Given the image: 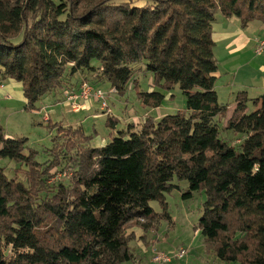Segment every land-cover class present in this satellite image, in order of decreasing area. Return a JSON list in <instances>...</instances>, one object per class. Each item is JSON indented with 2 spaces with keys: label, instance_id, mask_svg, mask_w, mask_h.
<instances>
[{
  "label": "trees",
  "instance_id": "trees-1",
  "mask_svg": "<svg viewBox=\"0 0 264 264\" xmlns=\"http://www.w3.org/2000/svg\"><path fill=\"white\" fill-rule=\"evenodd\" d=\"M216 13L264 22V0H0V84L20 83L26 110L46 94L62 104L83 81L133 88L146 109L175 86L185 99L184 110L147 113L117 132L104 110L103 145L48 118L55 134L42 162L0 124V159L16 164L0 165V264H128L134 230L146 239L157 222L150 201L165 213L175 178L188 183L184 199L204 192L196 229L221 264H264V94L236 92L216 122L229 105L215 89ZM138 75L151 78L149 90L139 91ZM54 171L66 182L49 181Z\"/></svg>",
  "mask_w": 264,
  "mask_h": 264
},
{
  "label": "rangeland",
  "instance_id": "rangeland-1",
  "mask_svg": "<svg viewBox=\"0 0 264 264\" xmlns=\"http://www.w3.org/2000/svg\"><path fill=\"white\" fill-rule=\"evenodd\" d=\"M124 1L138 5L145 0ZM215 16L216 21L221 18L226 19L220 13H216ZM233 19L237 20L238 18L234 16ZM138 79L139 91L150 89V77L138 75ZM3 84H8V81H3ZM217 85L216 88L219 89L220 81H217ZM100 87L107 94L106 100L110 108V115L119 119L114 128L115 132L126 128L127 122L133 121L134 124H137L139 119L147 113L158 119L157 115L163 116L185 109V99L178 86L171 90H162L161 92L165 97L161 105L158 108L148 109L141 106L137 92L133 88L126 90L124 94H118L115 92L110 93L108 82ZM18 90L20 89H13L11 96L19 97ZM20 94L23 96L22 91ZM54 96V94L44 95L37 104V107L40 108L31 111L24 108L22 98L17 99V102H14L13 105L6 106L4 99L0 96V124L5 133L10 137H26L28 145L38 151L36 160L41 162L48 158L49 149L52 147V138L55 134V129L49 127L48 122L43 119L45 113H48L51 123L59 122L60 124L80 126L85 134L92 136L91 142L94 145L100 138L107 140L111 129L106 126L107 114L99 108L98 104L94 105L91 110L74 112L65 104H55ZM218 100L225 105L229 104L231 106L233 104V98L228 100V95H220ZM254 108L255 106L249 102L247 111L251 112ZM231 111L232 108L228 109L225 116L215 118L220 127L225 124ZM221 136L232 143L236 141L237 137L233 132L225 130L221 131ZM0 165H8L12 168L16 166L13 161L9 162L5 158L0 159ZM63 176L64 173L61 171H54L49 181L57 182L61 179L66 182ZM172 183L175 186L170 191L165 192V213L158 201H150V206L157 215V222L155 227L148 232L147 244L145 243L146 239H142V235L139 236L142 230L138 228L134 230L135 235L138 237L131 244L135 258L128 264H154L152 260L149 261V257L152 258L154 251L175 252L180 249H185L184 256L181 259L173 258L167 264H221L213 253L208 251L207 245L204 243V237L196 229L198 219L202 213L203 201L205 200L204 192H194L191 198L184 199L182 195L187 192V181L175 178ZM141 246H144L145 249Z\"/></svg>",
  "mask_w": 264,
  "mask_h": 264
},
{
  "label": "crops",
  "instance_id": "crops-1",
  "mask_svg": "<svg viewBox=\"0 0 264 264\" xmlns=\"http://www.w3.org/2000/svg\"><path fill=\"white\" fill-rule=\"evenodd\" d=\"M144 3L145 1L138 5ZM233 17L221 18L213 23V54L218 66L215 89L218 99L220 95H228V100L232 98L234 100L236 92L242 90L247 92L249 98L254 99L264 94V53L261 55L254 53L256 41L264 36V22L255 20L242 26L240 21L234 20ZM7 81L8 84H2L0 87V96L4 99L6 106L13 105L19 98L24 101L20 94L22 91L20 83L11 79ZM217 81H220L219 89L216 88ZM15 88L20 89L19 97L11 96V91L13 92ZM94 105H96L95 102H90L89 109L91 110ZM233 107L234 104L229 105L228 109ZM161 116L157 115V118ZM105 142L106 139L100 138L96 141V145H103ZM141 235L142 232L139 236ZM147 237L148 235L146 241ZM141 247L144 248V246ZM151 259L149 257V261Z\"/></svg>",
  "mask_w": 264,
  "mask_h": 264
},
{
  "label": "built area",
  "instance_id": "built-area-1",
  "mask_svg": "<svg viewBox=\"0 0 264 264\" xmlns=\"http://www.w3.org/2000/svg\"><path fill=\"white\" fill-rule=\"evenodd\" d=\"M254 53L260 55L264 53V36L256 41L254 47ZM2 84H0V87ZM115 92L111 90L110 93ZM107 94L100 88H93L89 83L83 81L80 86L75 90H65L63 92V102L71 111H83L89 108L90 102L98 104L102 110L110 112V108L107 104ZM49 118L48 113L43 116L44 120ZM185 249L177 250L173 253H165L162 251H154L152 256V262L154 264H166L169 263L173 258L180 259L185 254Z\"/></svg>",
  "mask_w": 264,
  "mask_h": 264
}]
</instances>
